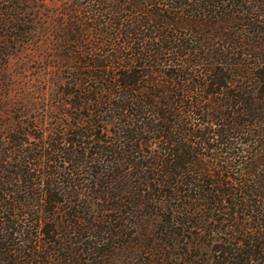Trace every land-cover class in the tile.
<instances>
[{
    "label": "trees",
    "instance_id": "1",
    "mask_svg": "<svg viewBox=\"0 0 264 264\" xmlns=\"http://www.w3.org/2000/svg\"><path fill=\"white\" fill-rule=\"evenodd\" d=\"M0 264H264V0H0Z\"/></svg>",
    "mask_w": 264,
    "mask_h": 264
},
{
    "label": "rangeland",
    "instance_id": "2",
    "mask_svg": "<svg viewBox=\"0 0 264 264\" xmlns=\"http://www.w3.org/2000/svg\"><path fill=\"white\" fill-rule=\"evenodd\" d=\"M34 59L29 60V63L24 64L23 60L15 57L11 60V64L8 68L9 73L13 77L12 82V99L17 100L18 103L29 100L32 103L42 102L46 100L47 104H53L57 100L54 97L57 87H50L47 79L51 76L49 71L51 68L44 67L39 69L38 62H44L51 64L50 58L47 54L41 51L31 55ZM37 60V61H36ZM37 64H35V63ZM42 110L35 112L36 116H40Z\"/></svg>",
    "mask_w": 264,
    "mask_h": 264
}]
</instances>
